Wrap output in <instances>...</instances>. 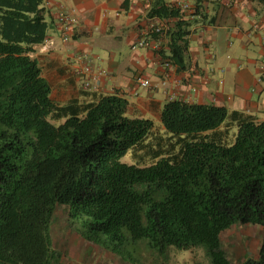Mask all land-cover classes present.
<instances>
[{
	"label": "trees",
	"instance_id": "16d2710c",
	"mask_svg": "<svg viewBox=\"0 0 264 264\" xmlns=\"http://www.w3.org/2000/svg\"><path fill=\"white\" fill-rule=\"evenodd\" d=\"M148 16L172 19L152 34L183 67L190 21L163 0ZM50 25L44 0H0V264H60L57 204L81 238L123 258L140 242L159 254L202 245L208 264H264V120L176 99L143 117L63 68L71 91L57 100L32 55ZM129 151L132 164L121 161ZM235 224L261 227L262 240L233 262L221 234Z\"/></svg>",
	"mask_w": 264,
	"mask_h": 264
},
{
	"label": "crops",
	"instance_id": "0c3cea01",
	"mask_svg": "<svg viewBox=\"0 0 264 264\" xmlns=\"http://www.w3.org/2000/svg\"><path fill=\"white\" fill-rule=\"evenodd\" d=\"M154 1L44 0L51 25L32 55H40L54 98L63 101L71 91L61 68L71 72L73 57L86 53L92 66L106 73L97 80L98 90L124 95L143 117H153L165 102L176 99L241 110L264 120V0H163L179 6L190 21L183 67L169 59L167 40L152 34V25L172 23L171 18L148 16ZM58 3L75 20L68 41L61 39ZM184 3L190 9H183ZM141 35L147 44L132 48ZM142 79L149 86H140Z\"/></svg>",
	"mask_w": 264,
	"mask_h": 264
},
{
	"label": "rangeland",
	"instance_id": "374dc122",
	"mask_svg": "<svg viewBox=\"0 0 264 264\" xmlns=\"http://www.w3.org/2000/svg\"><path fill=\"white\" fill-rule=\"evenodd\" d=\"M121 161L132 164L130 151ZM68 218L63 205L54 207L50 234L52 247L61 253L60 264H208L209 258L205 247L198 245L189 249L167 248L165 254L155 253L154 250L142 243L131 246L126 258L121 254L112 253L100 245L91 244L81 238L76 230L77 224ZM262 240V228L254 225H232L221 234L223 248L229 258L237 259L256 255Z\"/></svg>",
	"mask_w": 264,
	"mask_h": 264
},
{
	"label": "built area",
	"instance_id": "2783aa9c",
	"mask_svg": "<svg viewBox=\"0 0 264 264\" xmlns=\"http://www.w3.org/2000/svg\"><path fill=\"white\" fill-rule=\"evenodd\" d=\"M183 9H190V6L187 3L182 5ZM74 18L72 15L64 8L61 3L57 4V22L59 25L61 39L62 41H68L71 38L73 31ZM151 30L154 31L157 35L163 33V26L152 25ZM156 35V36H157ZM147 37L141 35L132 45V48L142 47L147 44ZM264 66V60L262 62ZM72 72L75 77L80 81L82 88L87 90H98V78L104 76L105 70L95 69L91 64V59L86 53H79L73 57L72 60ZM139 85L142 87L149 86V81L147 79H142L139 81Z\"/></svg>",
	"mask_w": 264,
	"mask_h": 264
}]
</instances>
